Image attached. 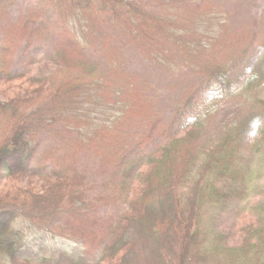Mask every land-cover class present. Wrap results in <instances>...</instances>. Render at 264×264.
<instances>
[{
  "label": "trees",
  "instance_id": "1",
  "mask_svg": "<svg viewBox=\"0 0 264 264\" xmlns=\"http://www.w3.org/2000/svg\"><path fill=\"white\" fill-rule=\"evenodd\" d=\"M11 1L0 0V264H264V198L254 194L248 164L264 152V134L249 148L239 125L209 133L213 117L240 97L264 111V75L252 71L240 81L236 71L245 64L212 59L207 51L216 26L207 28L208 39L193 30L216 14L206 0H68L73 14L64 38L71 45L17 71L14 47L26 35L29 44L40 35L49 9L29 8L6 25ZM118 27L130 30L140 49L154 40L157 62L195 65L202 81L165 130L166 140L151 152L143 150L148 141L142 143L118 181L98 192L86 173L40 168L38 157L44 138L61 130L85 145L93 142L88 136L97 122L95 129L78 122L91 120L98 105H109L101 87H120L113 98L127 91L129 107L133 97L146 94L135 75L127 85L107 80L101 63L83 57L82 50L106 55ZM53 69H63L67 78L58 81ZM116 203L126 208L108 233L91 225L100 207ZM35 227L98 247L96 259L89 252L51 254L46 247L40 254L31 242Z\"/></svg>",
  "mask_w": 264,
  "mask_h": 264
},
{
  "label": "rangeland",
  "instance_id": "2",
  "mask_svg": "<svg viewBox=\"0 0 264 264\" xmlns=\"http://www.w3.org/2000/svg\"><path fill=\"white\" fill-rule=\"evenodd\" d=\"M206 3L210 7L209 11L216 14L213 18L204 16L207 18L206 27L200 30L194 26L193 30L198 34L197 38L208 39L211 36H207V28L216 26L217 31L212 35L215 41L207 51L212 59L218 64L230 66L245 64L236 71L240 81L252 71L260 70L264 75V0H206ZM42 6L47 7L49 12L39 22L40 35L31 44L30 35H26L17 47H14L12 37L9 41L14 47L11 59L16 71L26 69L33 59L39 60L43 55L55 57L62 44L71 45V41L64 38L68 24L72 23L70 20L73 14L68 0H13L7 4L4 23L9 25L17 21L24 12L27 13L29 8L34 11ZM106 26L107 23L103 22L101 28ZM114 35L108 41L106 55L94 50H82L83 57L101 63L107 80L122 81L123 85L128 76L135 75L138 86L146 94L141 100L133 97L135 103L129 107L126 103L129 96L126 95L127 91L122 96L116 95L113 98L120 87H101L102 95L110 96L105 99L109 105H98L91 120L78 122L84 124L85 128L93 129L97 122V131L88 136L93 142L85 145L75 133L71 135L61 130L44 138L38 157L40 168L52 169L58 166L86 173L98 192H102L106 184L118 181L120 175H123L127 160L138 157L137 152H141L142 143L148 141L143 150L151 152L166 140L165 130L173 124L187 95L202 81V75L195 65L193 67L183 62L179 67H171L164 65L161 60L155 61L154 40H150L144 50L135 43L130 30L118 27L114 29ZM101 40L106 42L105 38ZM158 47L161 48L162 44ZM53 70L58 81H64L68 76L63 69ZM80 99L82 97L77 98ZM96 100L98 99H94ZM115 101L116 109L112 105ZM145 103L146 110L143 109ZM254 105L258 103L247 101L244 97L231 101L213 117L209 133L220 134L230 124L239 125L246 144L251 148L264 134V111H255ZM261 158L264 159V152L248 164L254 175V194L264 198V162L261 163ZM125 208L123 203L100 207L94 214L95 217L89 221L94 222L91 225L103 228L104 234L108 233L111 223L124 213ZM225 220L228 222L229 216ZM30 233L31 242L38 247L37 252L40 254L47 253L44 251L46 247L51 254L89 252V257L96 259L94 253L98 247L97 250L94 247L92 249V246L85 248L73 239L55 236L43 228H30Z\"/></svg>",
  "mask_w": 264,
  "mask_h": 264
}]
</instances>
